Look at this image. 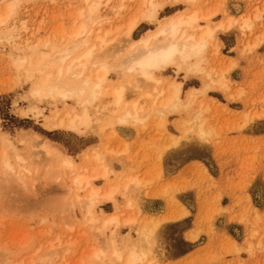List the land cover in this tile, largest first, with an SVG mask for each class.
I'll return each mask as SVG.
<instances>
[{
  "label": "rangeland",
  "instance_id": "1",
  "mask_svg": "<svg viewBox=\"0 0 264 264\" xmlns=\"http://www.w3.org/2000/svg\"><path fill=\"white\" fill-rule=\"evenodd\" d=\"M141 1H107L101 10L103 21L94 26L92 38L98 42L97 33L125 26L132 15L142 11ZM163 1L164 8L157 19H142L131 40L113 41L104 49L99 46L94 60L98 64L122 63L135 40L190 7L188 2ZM9 2H15V6L9 22L0 25V34L16 29L20 37L13 48L0 41V264H117L108 256L92 258L93 251L105 247L110 239L111 229L102 233L99 227L103 217L115 210V203L119 204L123 218L135 219L143 209L158 211L165 207L169 213L175 207L180 209L176 204L183 209L188 207L190 215L186 221L164 227L172 253H182L190 244L182 240L180 233L196 211H203L200 223L206 227L212 226L213 217L209 215L220 213L221 191L215 183L209 184L213 180L209 175L224 170L238 176L255 205L264 209V0H197L196 6L211 13L210 24L216 29L206 52L204 70L187 73L171 67L158 73L163 80L160 84H133V77L132 84L127 85L126 102L132 106L138 100L148 113L158 105L147 93L155 92L157 86L167 88L174 80L182 82L184 101H188L192 89L199 90L213 79L225 77L227 88L216 83L205 92H195V102L183 111H154L144 121L115 124L114 118L122 111L124 102L116 103L113 87L131 78L124 68H118V72L110 73L103 95L92 106L91 126L81 131L49 124L56 111L61 115L68 107L78 109L80 102L56 101L37 93L45 82L43 76L31 81L25 73L27 67L17 69L13 60L31 53L25 49L33 45L47 51L53 43H67L80 22L76 14L86 6V0H0V10ZM123 2L122 8H114ZM235 3L241 5L240 10ZM120 35L115 33L116 37ZM94 71L90 65L87 73ZM198 111H203L204 138L193 129L188 134L182 129L184 120ZM172 136L181 138L179 144L165 147ZM42 140L72 155L76 168L64 166L59 157L34 146ZM5 152L14 156L19 153L24 158L18 164V174L24 180L3 169ZM192 160L200 165L193 170L189 184H181L178 178L167 180ZM79 172L89 176L95 186L117 188L113 201L97 207L99 221H91L87 215V191L72 186V176ZM131 174L145 178L141 189L129 192L126 184ZM183 190L190 191L182 194ZM239 210L245 217L250 216V208L240 206ZM255 224L264 231V217ZM131 225L119 228L120 244L125 242V236L132 240L139 236ZM64 241L60 248L59 243ZM156 259L148 264H156ZM260 263H264V254Z\"/></svg>",
  "mask_w": 264,
  "mask_h": 264
},
{
  "label": "bare ground",
  "instance_id": "2",
  "mask_svg": "<svg viewBox=\"0 0 264 264\" xmlns=\"http://www.w3.org/2000/svg\"><path fill=\"white\" fill-rule=\"evenodd\" d=\"M107 1L109 0H86V6L76 14L80 22L70 33L69 41L63 46L53 43L50 50L44 51L38 49V44L33 45L29 47L30 49H25V51H32L31 53L13 60L17 69L21 70L24 66L27 67L25 73H28L31 81L41 75L43 76L45 82L36 91L37 93L51 97L56 101L71 99L80 102V108L78 109L68 107L61 115L56 111L49 122L52 127L67 128L72 131H81L82 128L90 127L93 118L92 106L103 95V89L110 79V73L118 72V68H124L127 77L130 76L131 78L128 77L127 82L123 81V83L113 87L116 103L121 104L124 102L122 111L114 118L113 123L115 124L141 122L154 111L156 114L175 110L183 111L186 110L189 104L195 102V92H205L207 88L214 86L216 83H221L225 88L228 87L225 77L218 81L213 79L212 82L205 84L199 90L192 89L189 92L188 101H184L182 100V82L174 80L169 83L167 88L157 86L154 88L155 92L147 93L158 107H152L148 113H145L138 100L131 106L126 102V93L128 90L127 85L132 84L133 77V84L140 85L141 82L150 81L160 84L163 80L158 77V73L171 67H174L176 71L185 70L187 73L203 71L206 52L215 38L216 29L210 24L211 13L205 12L196 6L197 0H173L176 3L180 1L188 2L190 7L170 16L157 29L135 40L131 46V51L127 53L122 63L103 62L98 64L94 57L99 46L104 49L113 41L131 40L142 19L155 20L164 8L163 0H142L140 14L132 15L125 26L109 27L104 32L97 33L98 42H96L92 38L95 30L94 26L97 23H102L101 10ZM6 6L4 10H0V25L9 22L15 2H9ZM123 6L124 2L114 8L120 9ZM235 6L238 10L241 9L239 3H235ZM259 16L260 14L257 12L255 17L258 18ZM228 20L230 23L232 22V18ZM202 22H206V24ZM115 33L121 35L116 37ZM19 37V30H6L0 34V41L9 44L13 48L18 44ZM90 65L95 68V71L87 73ZM202 115L203 111H198L191 119L184 120L182 129L186 134L193 129L200 138H204L205 130ZM164 121L163 118L162 122ZM180 140V137L172 136L165 147L178 145ZM38 144L34 146H40L50 156L59 157L64 166L71 169L76 168L74 157L67 154L62 148L47 140H42ZM97 159L99 158L97 157ZM22 161H24V158L19 153L14 156L5 152L2 158V167L5 171L18 174V164ZM17 177L24 180L23 176L19 174ZM158 177H160V172H158ZM144 178L145 175H128L127 191L141 189ZM72 186L77 190L84 189L87 191L86 212L89 219L95 222L100 220L96 213L97 207L107 201H113L117 192L115 186H95L91 178L81 172L73 174ZM169 186L166 185V189ZM78 196L81 197L80 194ZM79 197L78 200L80 201ZM169 200L172 201L173 199L170 198ZM175 206L180 207V209L175 207L173 211L167 212L165 217L161 219L143 218L137 229L139 236L135 237L134 240L125 236V242L120 244L117 240L119 228L135 223L136 219L134 217L123 218L119 204L115 203V210L103 217L102 224L99 227L102 233L111 229L110 239H108L105 247L93 251L92 258L103 259L108 256L117 264H148L157 255H163L165 248L160 233L163 224L181 217L187 212L178 204ZM112 226L114 227L112 228ZM74 243V241L71 242L70 246ZM64 245L65 241L59 243L60 248H63ZM80 264H86V262Z\"/></svg>",
  "mask_w": 264,
  "mask_h": 264
},
{
  "label": "crops",
  "instance_id": "3",
  "mask_svg": "<svg viewBox=\"0 0 264 264\" xmlns=\"http://www.w3.org/2000/svg\"><path fill=\"white\" fill-rule=\"evenodd\" d=\"M199 165V161H188L176 173L168 176L167 180L173 181L178 178L181 184L186 186L190 182L193 170ZM231 173L224 170L214 176L209 175L213 179L209 184L215 183L221 191L220 213L209 215L214 221L212 219V226L206 227L200 223L203 211H196L191 223L180 233L182 240L190 244L186 251L179 254L172 253V243L164 227L166 224L186 221L190 215L188 207H186L187 214L163 224L160 233L165 249L163 255L156 256V264H264L260 263V256L264 254V231L261 230V225L255 224L256 220L264 217V209L255 205L250 192L243 189V181ZM189 191L183 190L181 193H189ZM157 197L162 196H154L156 199H161ZM240 206L250 208L249 217H245L239 210ZM167 212L165 207L158 211L143 209L136 214V222L131 226L137 230L143 218L161 219ZM246 219H248L247 223ZM235 225L238 227H233Z\"/></svg>",
  "mask_w": 264,
  "mask_h": 264
}]
</instances>
